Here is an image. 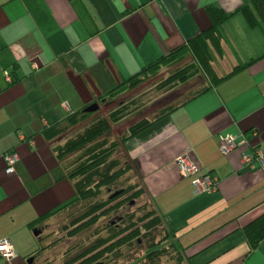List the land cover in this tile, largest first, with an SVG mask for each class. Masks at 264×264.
<instances>
[{
  "label": "crops",
  "instance_id": "crops-1",
  "mask_svg": "<svg viewBox=\"0 0 264 264\" xmlns=\"http://www.w3.org/2000/svg\"><path fill=\"white\" fill-rule=\"evenodd\" d=\"M242 3L0 0V240L10 239L17 254L0 264H43L38 219L76 197L55 153L62 139L47 140L45 129L92 104L119 102L100 100L206 30L209 6L231 12ZM221 32L222 56L210 52L227 78L123 147L190 264H264V241L252 249L242 233L264 214V171L242 165L244 153L264 150V30L238 14ZM229 136L238 147L224 154ZM10 152L19 157L12 174ZM187 155L218 177L216 192L195 194L176 166Z\"/></svg>",
  "mask_w": 264,
  "mask_h": 264
},
{
  "label": "trees",
  "instance_id": "trees-1",
  "mask_svg": "<svg viewBox=\"0 0 264 264\" xmlns=\"http://www.w3.org/2000/svg\"><path fill=\"white\" fill-rule=\"evenodd\" d=\"M207 14L210 26L206 30L190 38L185 45L144 66L106 93L100 102L105 104L116 101L150 78L158 76L163 68L170 69V76L160 81L157 85L159 89L186 83L199 73L208 77L209 85L180 104L165 107L153 119L141 118L120 136L113 134L112 125L119 124L131 115L132 108H138L136 99L115 107L107 116L101 114L100 106L97 111L90 113L85 112V108L45 129L47 140L62 139L61 144L55 147V153L66 176L74 184L76 197L61 208L40 217L38 222L77 209L75 211H80L79 215L66 227L67 236L72 238L123 210L119 221L108 223L105 227L98 226L90 244L75 252L64 264H118L122 259L134 261V264H161L164 258L174 261L173 264H190L192 257L174 240V233L154 208L152 201L143 198L149 195L141 184L137 166L128 155L125 154L122 159L120 154L129 139L227 78L216 74L210 52L211 46L222 56L221 27L225 22L240 14L251 28L260 27L264 30V0H243L231 12L211 5L207 8ZM240 68H235L231 74ZM104 194L107 196L104 197ZM136 202L141 204L136 206ZM242 233L251 248L257 249L264 241V214L245 225ZM54 243L41 247L37 255L51 249Z\"/></svg>",
  "mask_w": 264,
  "mask_h": 264
},
{
  "label": "rangeland",
  "instance_id": "rangeland-1",
  "mask_svg": "<svg viewBox=\"0 0 264 264\" xmlns=\"http://www.w3.org/2000/svg\"><path fill=\"white\" fill-rule=\"evenodd\" d=\"M215 53V52H214ZM217 54V53H215ZM214 55V54H213ZM218 55V54H217ZM170 76V69L163 68L158 76L154 78H150L143 85L135 89L134 91L121 96L119 102L112 104L111 106L104 105L101 107V114L108 115V113L114 109L115 107L128 103L132 99H136V106L138 108H132L133 113L121 121L117 125L113 126V134L116 136H120L123 132H125L130 125L139 121L141 118L153 119L156 117L162 109L165 107L174 106L180 104L184 100H187L192 94L201 90L202 88L209 85V79L204 73H199L191 78L186 83L178 84L177 86L170 88H158V84L162 79H166ZM121 158L125 157V151L122 150L120 154ZM71 159L69 160V162ZM138 181L140 179L137 177ZM143 185V183H141ZM110 191H108L109 193ZM148 192V191H147ZM149 195V193H148ZM107 195L104 194V197ZM149 196H144V199L148 201L151 200ZM145 201V200H143ZM152 201V200H151ZM136 206L141 204L135 203ZM134 206V207H136ZM153 207V206H152ZM80 209V208H79ZM74 209L68 212H61L51 218L44 220L39 228L38 237L39 242L41 243V247L52 244L54 242V246L47 250L42 256L43 264H64V262L72 257L75 252L80 251L83 247L90 244V242L94 239L93 234L95 230L100 227H105L108 223L113 221H119L121 219L122 211L115 213L110 219L101 220L98 226L92 227L91 230L84 232L83 234L77 237H69L67 236L66 227L71 223L73 219H75L80 211L77 213ZM75 211V212H74ZM72 213V214H71ZM139 216V215H138ZM45 236V237H44ZM44 237V239H41ZM71 249L69 252L68 250ZM136 263V262H135ZM174 261L169 258H164L161 264H173ZM106 264H112V262H107ZM118 264H134V261L130 260H120Z\"/></svg>",
  "mask_w": 264,
  "mask_h": 264
},
{
  "label": "built area",
  "instance_id": "built-area-1",
  "mask_svg": "<svg viewBox=\"0 0 264 264\" xmlns=\"http://www.w3.org/2000/svg\"><path fill=\"white\" fill-rule=\"evenodd\" d=\"M34 67H37L36 64ZM5 76L8 81H11L8 73H5ZM242 143L246 144L247 140H243ZM237 147L238 143L236 138L233 136L225 138L221 143V151L224 154L232 152ZM4 159L7 164L6 172L8 174L14 173L15 166L19 160L18 155L15 152H10L5 154ZM242 165L251 171H264V150L254 149L250 153H244L242 156ZM176 166L183 177L190 178L192 180L196 195L211 194L218 190V177L210 172L205 171L200 163L190 159L188 155L179 157L176 160ZM16 256V250L11 240H0V259L4 261H11Z\"/></svg>",
  "mask_w": 264,
  "mask_h": 264
},
{
  "label": "water",
  "instance_id": "water-1",
  "mask_svg": "<svg viewBox=\"0 0 264 264\" xmlns=\"http://www.w3.org/2000/svg\"><path fill=\"white\" fill-rule=\"evenodd\" d=\"M99 109V105L96 103V104H92V105H90L89 107H87L86 109H85V112H95V111H97Z\"/></svg>",
  "mask_w": 264,
  "mask_h": 264
}]
</instances>
